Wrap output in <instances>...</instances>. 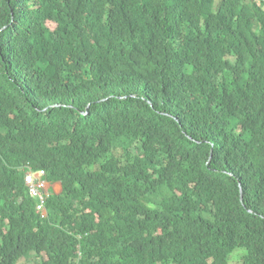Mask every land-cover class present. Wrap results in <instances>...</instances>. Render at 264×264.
Masks as SVG:
<instances>
[{
  "label": "trees",
  "instance_id": "obj_1",
  "mask_svg": "<svg viewBox=\"0 0 264 264\" xmlns=\"http://www.w3.org/2000/svg\"><path fill=\"white\" fill-rule=\"evenodd\" d=\"M237 248L264 264V0H0V264Z\"/></svg>",
  "mask_w": 264,
  "mask_h": 264
},
{
  "label": "built area",
  "instance_id": "obj_2",
  "mask_svg": "<svg viewBox=\"0 0 264 264\" xmlns=\"http://www.w3.org/2000/svg\"><path fill=\"white\" fill-rule=\"evenodd\" d=\"M24 172V181L29 191L30 197L36 201V210L41 211L45 215V200L49 195L47 190L48 180L47 177H37L38 175H45L44 169H34L27 164Z\"/></svg>",
  "mask_w": 264,
  "mask_h": 264
},
{
  "label": "rangeland",
  "instance_id": "obj_3",
  "mask_svg": "<svg viewBox=\"0 0 264 264\" xmlns=\"http://www.w3.org/2000/svg\"><path fill=\"white\" fill-rule=\"evenodd\" d=\"M50 26L53 28V25L50 24ZM241 252H243V249L241 248H237L236 250H234L232 253H231V256H230V262L233 263V264H241L240 262V255H241Z\"/></svg>",
  "mask_w": 264,
  "mask_h": 264
},
{
  "label": "crops",
  "instance_id": "obj_4",
  "mask_svg": "<svg viewBox=\"0 0 264 264\" xmlns=\"http://www.w3.org/2000/svg\"><path fill=\"white\" fill-rule=\"evenodd\" d=\"M47 190L49 194L51 193V191L55 193H59L61 191V185L59 182H53V183L48 182Z\"/></svg>",
  "mask_w": 264,
  "mask_h": 264
},
{
  "label": "bare ground",
  "instance_id": "obj_5",
  "mask_svg": "<svg viewBox=\"0 0 264 264\" xmlns=\"http://www.w3.org/2000/svg\"><path fill=\"white\" fill-rule=\"evenodd\" d=\"M37 177H43V175H38ZM28 190V189H27ZM28 193H29V191H28ZM30 195V194H29Z\"/></svg>",
  "mask_w": 264,
  "mask_h": 264
}]
</instances>
